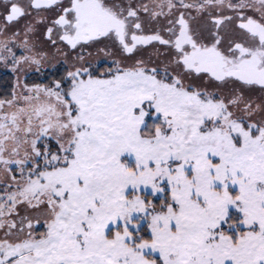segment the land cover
I'll return each mask as SVG.
<instances>
[{
    "label": "snow or ice",
    "instance_id": "6c2138e0",
    "mask_svg": "<svg viewBox=\"0 0 264 264\" xmlns=\"http://www.w3.org/2000/svg\"><path fill=\"white\" fill-rule=\"evenodd\" d=\"M0 264H264V0H0Z\"/></svg>",
    "mask_w": 264,
    "mask_h": 264
}]
</instances>
